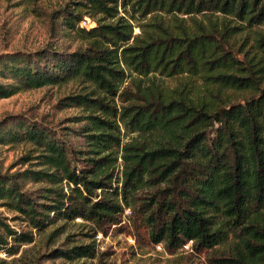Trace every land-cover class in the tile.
<instances>
[{
  "label": "trees",
  "instance_id": "1",
  "mask_svg": "<svg viewBox=\"0 0 264 264\" xmlns=\"http://www.w3.org/2000/svg\"><path fill=\"white\" fill-rule=\"evenodd\" d=\"M54 14L77 47L5 55L0 99L75 85L59 104L85 112L72 130L83 143L37 120L0 129V144L30 143L23 159L36 160L0 170V207L27 226L0 216V251L51 226L53 243L77 218L85 237L108 235L129 209L170 251L232 235L244 248L212 261L264 264V0H67ZM70 241L34 264L97 256L94 240Z\"/></svg>",
  "mask_w": 264,
  "mask_h": 264
},
{
  "label": "rangeland",
  "instance_id": "2",
  "mask_svg": "<svg viewBox=\"0 0 264 264\" xmlns=\"http://www.w3.org/2000/svg\"><path fill=\"white\" fill-rule=\"evenodd\" d=\"M66 3L67 0H0V61L5 55L15 51L32 52L48 45L63 50L75 49L77 41L64 34L60 21L54 14ZM82 25L91 27L94 23L91 19H86ZM75 87L48 86L0 99V129L8 125L16 126L27 120H37L48 126H56L61 132H69L66 138L72 145L81 146L82 137L72 130H79L84 125V122H77L75 119L83 116L85 112L79 108H62L59 104L60 99ZM33 148L30 143L0 144V170L12 173L33 165L32 163H36L35 159L28 163L23 159L31 153L35 155ZM119 162L122 160L119 159ZM119 169H122V166H119ZM30 186L39 187L38 184ZM130 215V210L126 209L122 216V225L113 226L108 235L97 233L95 238L82 234L89 232L91 227L80 226L79 223L83 220L77 218L69 224L66 233L51 243L48 238L54 229L51 226L38 233L33 243L25 244L14 256L0 251V264H34L35 259L46 247H65L71 242L70 239H77L79 242L94 240L97 244V256L89 261L78 262L80 264L83 261L93 264H216L211 260L213 257H235L238 247L244 248L242 243L231 235L226 242L208 251L194 250L191 242L170 251L163 243L151 242L146 229H136L131 223ZM0 216L6 218L16 229L27 228L25 223L15 219L16 213L5 207H0ZM42 264H62V260H46Z\"/></svg>",
  "mask_w": 264,
  "mask_h": 264
}]
</instances>
